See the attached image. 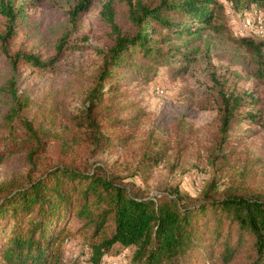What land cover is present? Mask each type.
<instances>
[{"label": "trees", "instance_id": "1", "mask_svg": "<svg viewBox=\"0 0 264 264\" xmlns=\"http://www.w3.org/2000/svg\"><path fill=\"white\" fill-rule=\"evenodd\" d=\"M111 1L102 3L100 13L110 28L100 50L101 67L93 86L85 91L83 104L68 116L70 124L86 134L93 152L104 149L111 137L116 138L103 128L129 124L130 120L116 118V103L122 102L125 94L119 90L122 68L138 67L147 58L160 64L170 51L169 46L162 47L169 39L163 33L166 28L180 34L181 30L191 32L189 25L196 21L199 25L193 28L195 31L207 25L214 30L220 26L210 25L209 5L215 0H120L124 10L119 14ZM232 1L248 7L264 0ZM30 2L0 0V55L9 62L7 75L0 81V115L4 111L0 134L3 124L12 131L19 110L26 104L18 92L19 63L38 67L53 61L40 60L19 47L11 50L24 6ZM89 3L75 0L68 10L72 25ZM241 42L253 52L259 63L258 73L264 77L262 43L249 37L241 38ZM62 45L57 44V51ZM218 98L217 149L212 162L226 159L240 139L239 135L230 141L239 131V122L257 120L258 116L257 111L246 108L256 103L254 93L220 89ZM55 108L47 107L44 122H55ZM43 125L26 121L22 136L7 132L4 141L0 140V163L11 154H22L30 166L23 174L0 182V264H63V242L69 238L70 222L92 240L86 245L90 260L96 264L114 243L125 249L134 247V264H203L205 260L232 264L235 255L245 248L253 251L251 264H264V192L238 191L229 186L219 193L215 180H210L200 190V199L185 203L177 187L155 195L132 192L122 177H115L102 165L86 168L74 164L63 151L56 162L38 167L36 172L49 143V139L44 142Z\"/></svg>", "mask_w": 264, "mask_h": 264}, {"label": "rangeland", "instance_id": "2", "mask_svg": "<svg viewBox=\"0 0 264 264\" xmlns=\"http://www.w3.org/2000/svg\"><path fill=\"white\" fill-rule=\"evenodd\" d=\"M24 6L11 50L23 49L49 61L45 66L20 62L17 68L18 92L26 99L13 123L12 131L2 125L4 134H24V124L43 122L48 145L42 152L38 167L56 162L66 152L69 161L92 168L102 165L132 192L155 195L177 187L182 201L200 199L203 185L210 180L220 191L232 187L238 191L264 192V77L258 73V62L241 38L260 41L264 51V1L248 7L232 0H215L210 25L195 31L199 23L174 34L166 28L170 47L168 55L156 62H141L138 67L122 68L119 90L125 93L116 103V118L130 120L126 127L104 129L111 137L104 149L88 146L86 134L73 127L69 114L83 104L85 91L93 86L95 74L102 64L100 50L105 46L104 34L110 29L101 18L102 3L90 0L86 10L71 24L68 10L75 0H31ZM117 13L124 10L120 0L111 1ZM118 18V15L116 16ZM176 17V13H172ZM183 19V17H182ZM118 24H121L119 15ZM1 25V22H0ZM62 43L57 51V44ZM56 56V58H55ZM55 58V59H54ZM257 60V58H256ZM143 69H145L143 71ZM9 70V62L0 55V81ZM254 93L257 120L239 122V131L226 159L211 161L216 153L219 90ZM55 105V122H44L47 107ZM119 109V110H118ZM4 111L0 115V120ZM64 142V146H63ZM63 151V152H61ZM29 164L22 154H11L0 163V182L23 174ZM201 190V191H200ZM69 238L63 242V264H96L89 258L86 244L90 241L75 222L68 225ZM114 243L97 264H134V247ZM125 252L127 262L120 257ZM250 248L241 249L232 264H251ZM205 260L203 264H211Z\"/></svg>", "mask_w": 264, "mask_h": 264}, {"label": "built area", "instance_id": "3", "mask_svg": "<svg viewBox=\"0 0 264 264\" xmlns=\"http://www.w3.org/2000/svg\"><path fill=\"white\" fill-rule=\"evenodd\" d=\"M125 256V252L123 253V252H121L120 253V257L122 258V259H124L123 257ZM116 263V261L115 260H113L112 261V264H115Z\"/></svg>", "mask_w": 264, "mask_h": 264}]
</instances>
